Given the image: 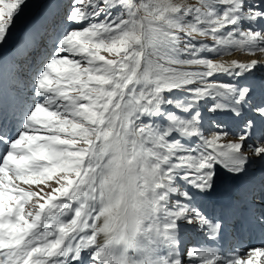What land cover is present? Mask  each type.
<instances>
[{
    "label": "snow or ice",
    "instance_id": "1",
    "mask_svg": "<svg viewBox=\"0 0 264 264\" xmlns=\"http://www.w3.org/2000/svg\"><path fill=\"white\" fill-rule=\"evenodd\" d=\"M28 5L0 0V264H264V246L245 258L181 247L182 226L213 240L224 231L197 205L220 170L245 178V146L264 159V135L246 143L264 121L247 78L264 62L210 58L264 53V0H67L48 28L50 0L9 60L4 46ZM245 109L253 117L238 142L218 143L228 135L219 125L205 136V110ZM246 195L264 227V187Z\"/></svg>",
    "mask_w": 264,
    "mask_h": 264
},
{
    "label": "rangeland",
    "instance_id": "2",
    "mask_svg": "<svg viewBox=\"0 0 264 264\" xmlns=\"http://www.w3.org/2000/svg\"><path fill=\"white\" fill-rule=\"evenodd\" d=\"M190 1V2H189ZM50 0H29V5L25 9L24 13L17 19L15 26L13 27L11 34L8 39V43L4 46L5 52H8L9 49H15L17 46L22 47L23 43L26 41L27 37L25 35L24 37H20L23 32V34L26 33V30L35 23L36 27L41 22V13L45 11L47 5L49 4ZM53 4V8L51 11V14L48 16L47 25L51 26V23L53 20L57 22H62L65 6L67 3V0H51ZM63 3V8L61 10V13L59 11L60 4ZM193 2L191 0H188V4H192ZM61 27H63V24H60ZM198 38V37H197ZM200 38V37H199ZM198 38V40H199ZM205 39V38H200ZM21 40V41H17ZM24 40V41H23ZM13 54V56H16L15 51L9 52V56ZM101 54H105L108 56L107 53L101 52ZM71 58V57H70ZM78 58V57H77ZM111 58V57H109ZM189 70H202L198 68H191ZM17 183L21 184L22 187H25L27 190L32 191H39L43 189L44 193H47L51 190V187H56L55 181H49L46 184H38V185H23L22 182L16 181ZM43 202V201H41ZM26 207H28L26 205Z\"/></svg>",
    "mask_w": 264,
    "mask_h": 264
},
{
    "label": "bare ground",
    "instance_id": "3",
    "mask_svg": "<svg viewBox=\"0 0 264 264\" xmlns=\"http://www.w3.org/2000/svg\"><path fill=\"white\" fill-rule=\"evenodd\" d=\"M183 2L184 3H188V0H183ZM192 2H193V0H192ZM196 39H198V38H196ZM103 55H105V54H103ZM233 60H237V61H240V62H250L251 60H258V61H263L264 62V53H260V52H256V53H253V54H248V53H244V54H241V53H232V54H230L228 56H224L221 59L220 62L230 63ZM257 70H259V68H257L253 72L252 75H255V73H256ZM247 82H250V80H248ZM178 114H181V113H178ZM226 130L228 132V135L223 136L221 138V140H223V138H225V137H227V136H229L231 134L229 129H226ZM208 131H209L208 128L207 129H204V134L207 133ZM235 140H239V139H235ZM244 151L250 157L249 163L247 165V174H246V177L243 178V179H240V180L233 179L232 177H230L229 175H227L223 170H220L219 175H218L217 180H216V185H215V187H214L213 190H215L216 187L222 186V183L239 184V185H241L243 187H247L248 190L251 189V186H255V185L262 186L260 183H258V181L256 180V178L253 177V174L254 173L251 172V170H252L251 168L256 166V170H258V171L261 172L262 167H263L264 160H262L259 157H256L255 155L252 156L253 152H252V150L250 148L245 147L244 148ZM237 200H239V198H237ZM98 239H100V238L98 237ZM213 241L215 243H217L216 242V238ZM246 252L242 255V258H245Z\"/></svg>",
    "mask_w": 264,
    "mask_h": 264
}]
</instances>
